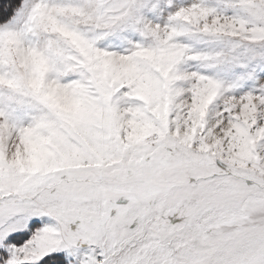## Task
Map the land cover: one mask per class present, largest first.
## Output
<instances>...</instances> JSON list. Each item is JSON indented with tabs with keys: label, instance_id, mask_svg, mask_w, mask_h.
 <instances>
[{
	"label": "snow or ice",
	"instance_id": "6c2138e0",
	"mask_svg": "<svg viewBox=\"0 0 264 264\" xmlns=\"http://www.w3.org/2000/svg\"><path fill=\"white\" fill-rule=\"evenodd\" d=\"M0 264H264V0H0Z\"/></svg>",
	"mask_w": 264,
	"mask_h": 264
}]
</instances>
